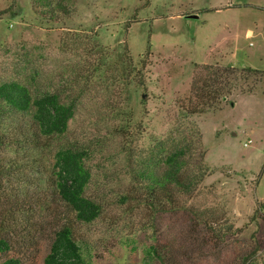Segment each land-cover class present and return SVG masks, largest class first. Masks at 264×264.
Listing matches in <instances>:
<instances>
[{
	"label": "rangeland",
	"instance_id": "rangeland-1",
	"mask_svg": "<svg viewBox=\"0 0 264 264\" xmlns=\"http://www.w3.org/2000/svg\"><path fill=\"white\" fill-rule=\"evenodd\" d=\"M69 1L70 15L54 23L34 11L32 0H0V81L77 99L64 141L90 148L87 193L104 202L99 219L74 223L76 236L92 244V264H144L142 248L156 242L169 243L181 264H236L264 247V221L257 219L264 203V0ZM125 52L139 64L135 81L123 77ZM206 67H234L237 74L225 75L228 95L186 114ZM245 68L260 72L245 77ZM126 125L139 150L154 140L201 146L213 173L191 203L230 229L219 249L194 215L123 203L131 185ZM2 156L15 155L0 148ZM36 190L25 188L27 200ZM48 232L36 234L38 259L49 251ZM125 238L135 240L136 251L120 246Z\"/></svg>",
	"mask_w": 264,
	"mask_h": 264
},
{
	"label": "trees",
	"instance_id": "trees-1",
	"mask_svg": "<svg viewBox=\"0 0 264 264\" xmlns=\"http://www.w3.org/2000/svg\"><path fill=\"white\" fill-rule=\"evenodd\" d=\"M69 3L32 0V7L44 20L56 23L61 15H70ZM120 62L125 67L123 77L133 74V81L137 80L139 64L135 59L125 52ZM205 69L209 71L205 78L192 85L189 102L193 107L187 106L186 114L203 112L228 95L225 75L235 79L233 74H237L234 67ZM244 71L241 73L247 74L245 77L260 72L252 68ZM76 107L77 99L65 100L58 92L36 93L23 82L0 81V148L12 150L15 155L0 157V264L93 263L92 244L76 236L74 223L91 224L99 219L104 202L87 193L92 178L87 164L90 148L64 141ZM129 126L121 127V137L131 185L120 199L155 214L194 215L214 241L213 248L219 249L230 229L221 227L218 218L191 203L206 177L213 173L205 164L201 146L188 141L176 143L174 139L171 143L154 140L149 148L139 150L132 146L136 135ZM51 156L54 163L46 166L43 162ZM29 185L37 189L31 201L25 191ZM45 185L47 188H43ZM260 205L257 219L264 221V203ZM47 228L51 245L48 253L38 259L32 255L38 251L36 234ZM135 243L125 238L120 246L136 251ZM142 249L144 264H181L167 242ZM236 264H264V247L245 254Z\"/></svg>",
	"mask_w": 264,
	"mask_h": 264
},
{
	"label": "water",
	"instance_id": "water-1",
	"mask_svg": "<svg viewBox=\"0 0 264 264\" xmlns=\"http://www.w3.org/2000/svg\"><path fill=\"white\" fill-rule=\"evenodd\" d=\"M187 18H189V19H198L199 16L198 15H189V16H187Z\"/></svg>",
	"mask_w": 264,
	"mask_h": 264
}]
</instances>
